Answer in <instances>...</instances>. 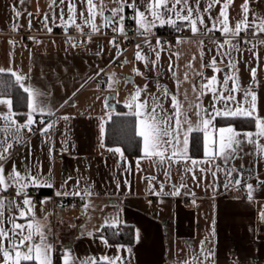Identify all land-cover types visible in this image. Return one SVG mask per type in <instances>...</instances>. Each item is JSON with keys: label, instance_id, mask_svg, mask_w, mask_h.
Instances as JSON below:
<instances>
[{"label": "crops", "instance_id": "crops-1", "mask_svg": "<svg viewBox=\"0 0 264 264\" xmlns=\"http://www.w3.org/2000/svg\"><path fill=\"white\" fill-rule=\"evenodd\" d=\"M94 2L99 3V0ZM103 2L107 9L104 15L110 16V10L118 6L116 0ZM242 2L234 0L229 9L230 22L233 18H239L237 14ZM68 3L69 0H65L64 4L56 0L54 5L52 0H23V3L21 0H0V68L26 76L25 85L44 93L40 99L46 106L44 114H34L32 131L21 129L22 142H13L9 138L12 147L8 158L3 161L5 174L15 166L21 175H25L27 169L32 175L39 173L51 183L52 187L30 186L27 192L33 188L41 191L37 200L30 197L35 205V219L46 226L48 242L53 248V264H63L65 255L69 256V264H84L89 259H95L97 264H106L101 257L116 256L121 258L116 264H177L190 254L199 253L201 242H204L205 248L214 251L212 264H264V229L259 219L264 205V159L255 154L253 145L244 143L237 158L227 162L217 158L215 165H219L220 170L206 163L198 164L190 172L185 170L184 162L173 165L169 179L164 175V167L141 159L142 140L137 155H128L122 146L108 144L106 140L108 124L113 115L120 112V105L126 104L137 86L143 88L147 85V92L156 95L163 87L173 94L177 93V82L168 68L170 60L181 81L178 99L184 104L189 119L195 121L196 109L194 106L189 108V103H196L192 82L199 84L201 78L194 73L202 71L204 77L216 76L222 80L230 72L226 67L227 59L216 56V47L211 43L213 40L222 43L225 37L214 36L221 35L219 31L207 36L191 32L192 35L179 37L183 43H177V40L172 43L169 38L160 36L155 28V36L149 39L155 46L156 37H159L163 50L153 68L149 62L155 60V52L145 43V37L136 31L135 21L132 19V24L128 23L129 16L133 15L132 9H124L125 33L134 31L142 39L137 44L141 45L139 51L147 57L146 61L135 60L137 44L125 52L129 38L122 34L115 37L114 33H120L113 32L111 27H101L98 33L92 35L90 42H86L90 31L86 26L84 32L78 30L83 34L81 36L55 33L57 28L64 32L76 28L73 25L65 31L64 22L60 19L61 9L64 19H68ZM75 3L76 22L83 26L79 13L85 9V5L81 0H75ZM219 7L217 5L213 9L214 14H218ZM13 9L21 13L18 18ZM250 9L256 13L264 12V0H250ZM249 19H252L251 12ZM96 23L102 25V18L97 16ZM205 23L210 26L207 17ZM13 24L18 26L17 29L31 28V38L34 39L30 44L16 33L17 30H13ZM48 28H51V32ZM69 37L75 45L80 40L84 44L71 47ZM113 39L115 46L109 44ZM201 40L205 42L203 46L199 43ZM260 40H264V33L252 39L251 44L240 43L241 51L233 52L232 56L239 61L237 66L241 85L247 86L251 82L248 69H257L259 85L255 91L258 115L264 118V45L259 44ZM252 44L256 45L254 51L258 59L248 51ZM201 48L205 63L216 56V68L222 71L201 67ZM122 57L127 59L126 63H122ZM189 62L191 68L186 67ZM134 69H139L142 74H136ZM185 72L188 73V81H184ZM112 92L115 93V107L106 103L107 96ZM185 93L188 100H184ZM236 97L237 100L242 99L239 93ZM0 98L12 100L10 96ZM145 98L146 94L142 93L140 99ZM210 102L211 93L202 97L203 106L209 112ZM162 103L165 111L171 113L170 97H163ZM11 110L17 123H26L28 107L23 113H17L14 105ZM48 110H51V115L47 114ZM7 111L6 106L0 105V115ZM38 121L43 124L35 128ZM53 122L55 125L48 133L40 131ZM4 123L0 119V128ZM226 124H232L241 133L256 131L254 124L251 127H238L235 122L218 120V126ZM192 135L189 156L197 160L206 159L204 152L200 156L193 155ZM3 137L4 134L0 133V138ZM115 148L122 150L123 157L110 151ZM58 150L64 151L63 159H57ZM188 167H192L190 162ZM209 168L211 170L201 171ZM232 169L235 171L229 175ZM236 180H240V184H236ZM181 182L187 187L180 189V195L166 194L173 191V185H180ZM248 184L253 185L252 199L248 197ZM232 187H238L239 193L236 196L226 195V191ZM57 192L65 197L80 198L84 208L68 205L64 219L54 220L53 195ZM75 192L80 194L72 195ZM0 196L20 205L17 196L7 192H0ZM44 200L47 202L41 204ZM85 205H88L87 209ZM12 213L18 214L15 208ZM8 214L6 211L5 215ZM117 216L123 221L119 229L104 226L106 219ZM17 223L26 221L17 220ZM117 231L119 234L114 235ZM136 232H139V239ZM104 240H107V244ZM129 248L130 252L127 250Z\"/></svg>", "mask_w": 264, "mask_h": 264}, {"label": "snow or ice", "instance_id": "snow-or-ice-1", "mask_svg": "<svg viewBox=\"0 0 264 264\" xmlns=\"http://www.w3.org/2000/svg\"><path fill=\"white\" fill-rule=\"evenodd\" d=\"M23 3V0H21ZM65 0H60V4H64ZM85 5V9L79 13V17L83 20L84 25L77 23V12L75 0H69L68 3V19H64V11L61 9L60 19L64 22L65 31L68 27L75 26L79 31L84 32V26L90 31L88 32V41H91L93 34L98 33L103 28L111 27L113 32L120 34L125 33L124 28V9L125 7L133 10L131 17L136 23V31L145 37V43L155 52V60L150 61V66L155 68L160 59V51L163 50L162 41L156 37L155 46L152 45V36H155L153 29L157 27L169 26L177 32L186 27L196 35L207 36L209 33L219 31L225 37L222 43L213 40L211 43L216 47V56L227 59L226 67L230 70L226 73L222 80H218L216 76L211 78L204 77L202 71H196L194 74L201 78V83L192 82V91L196 94V103L193 105L189 103V108L195 107V121L189 119L187 110L184 104L178 99V90L181 81L173 68V63L169 62V71L173 74V79L177 82V93H171L167 87L159 89V95L147 92V85L143 88L137 86L134 93L130 96L125 106L130 110L131 115L136 117L135 121V135L142 140L143 155L141 159H146L152 164L159 167H164V175L170 179V169L173 165L184 162L185 170L192 171L200 163L215 165L217 158L227 162L230 159L237 158V155L242 151V145L248 143L253 145L255 154L264 159V118L258 115V97L255 88L258 87L257 69L249 68L248 71L251 76V82L247 86L240 83L238 75L239 61L232 56L233 52H240L241 41L237 39L242 32L249 33L256 37L264 33V12L256 13L250 9V0H243L240 4V11L237 14L239 18H233L230 22L229 9L233 6L234 0H116L117 7L111 9V15L105 16L107 10L103 0L99 3L94 0H81ZM52 4H56V0H52ZM219 5L218 14L213 13ZM51 6V5H50ZM15 12L18 18L21 13ZM252 19H249V15ZM85 13H87L85 15ZM101 17L102 25H97L96 18ZM207 17L209 24L205 23ZM47 16H45V21ZM47 27V25H44ZM17 25L13 24V30H17ZM203 29V31H202ZM51 32V28L47 29ZM34 39V38H31ZM39 42V41H37ZM179 37L177 43H183ZM246 44H251V40H244ZM14 43V42H11ZM68 43L71 47H75L72 38H68ZM200 45H204L201 40ZM109 44L115 46V39L110 40ZM259 44L264 45V40H260ZM138 51L135 52L136 61H146L147 57L141 54V45L137 44ZM255 44L248 51L253 57L258 59V54L254 51ZM159 49V50H157ZM178 55V54H176ZM212 56L210 60L205 63L204 51L201 48L200 58L201 67H211L214 71H222L216 68L217 59ZM195 60V57H193ZM223 62V59L221 60ZM247 64V61H245ZM146 66H148L146 64ZM192 67L191 62L186 66ZM136 74L141 75L139 69H134ZM9 72L11 76L15 77V83L19 85L23 92L27 94V107L29 111L25 114L27 117L26 123H17L12 112L13 102L11 99L0 98V105L7 107L8 111L0 115L5 123L0 128V133L4 134L0 138V192H7L10 188L15 189L17 197H22L23 208L20 207L14 200L8 201L6 197L0 196V257H2V264H53L52 260V245L48 242L46 234V226L40 224L35 219L34 208L35 205L28 195L27 189L31 187H52L51 183L45 180L37 173L32 175L30 170H25V175L13 166L11 172L5 174L3 161L8 158L9 149L12 144L9 143V138L13 142H22L24 137L20 135L21 129H28L32 131V125L35 123L34 114H44L46 106L41 101V97L45 94L39 89L33 88L30 85H25L26 76L18 74L11 69L0 68V73ZM113 79V77H109ZM188 73H184V81H188ZM231 81V86L229 82ZM131 82V81H129ZM219 85V87H217ZM145 93L147 98L141 100V94ZM211 93V102L209 109L203 106L202 97ZM242 96L241 100H237L236 94ZM0 95H4L0 92ZM163 97H170V104L172 112L165 111L162 103ZM184 100H188L187 94L184 95ZM219 105V107H217ZM51 115V110H48ZM68 119V117H64ZM245 120L255 126V133L253 132H238L232 124L218 126V120ZM55 122L46 124L40 131L48 133L53 128ZM103 125H101V132L103 133ZM202 133L203 136V152L204 160L193 159L189 156L190 134ZM198 143L199 141H193ZM115 151L123 157V152L120 148L110 149ZM190 162L192 167H188ZM139 165V161H137ZM216 170H220L219 165H215ZM209 169H201V171H209ZM235 171L232 169L228 172ZM196 177L194 176L193 179ZM152 179H155L153 177ZM240 184V180L235 181ZM187 185L181 182L180 185H173V191L166 193L172 196L180 195V189L186 188ZM248 190V197L252 199L253 185H246ZM163 188V185H161ZM62 193L57 192L56 195ZM67 195L68 193H63ZM79 192L72 193V195H79ZM46 200L41 201L43 204ZM88 205H85L87 209ZM15 208L16 213L13 214L12 209ZM6 211L9 213L5 215ZM17 220H24L26 223H17ZM123 221L119 217L106 219L104 226L113 229H119ZM7 225V226H6ZM50 230V229H49ZM119 232H114L118 235ZM136 238L139 239V232H136ZM103 239V237H102ZM7 241V244H5ZM107 244V240H104ZM123 247V246H121ZM129 252L131 249H127ZM214 251L210 248L204 247V242H201L199 253H192L183 260L178 261L177 264H212ZM101 261L106 264H116L121 258L116 256L114 258L101 257ZM63 264H69V256L65 255ZM84 264H97L95 259H89Z\"/></svg>", "mask_w": 264, "mask_h": 264}, {"label": "trees", "instance_id": "trees-1", "mask_svg": "<svg viewBox=\"0 0 264 264\" xmlns=\"http://www.w3.org/2000/svg\"><path fill=\"white\" fill-rule=\"evenodd\" d=\"M132 19H128V23L132 24ZM175 29L164 26L157 27L156 31L161 33L172 32ZM0 92L4 95L10 96L13 100L14 109L17 113H23L27 108V94L23 89L15 83V77L11 76L9 72L0 73ZM119 113L113 115L108 124L106 140L108 144H117L122 146L125 153L128 155H137L140 153L141 139L135 135V121L136 117L129 114L130 110L125 105H120ZM235 122L238 127H251L253 124L245 120H220V122ZM199 141L195 143L193 141ZM202 135L201 133H193L192 135V151L194 156H200L202 151Z\"/></svg>", "mask_w": 264, "mask_h": 264}, {"label": "built area", "instance_id": "built-area-1", "mask_svg": "<svg viewBox=\"0 0 264 264\" xmlns=\"http://www.w3.org/2000/svg\"><path fill=\"white\" fill-rule=\"evenodd\" d=\"M133 15L129 16V19H132ZM55 33L58 34H69V35H76V36H81L83 35L82 33H80L78 31L77 28H70L69 31L64 32L61 28H57L54 31ZM16 33L18 35H21L24 37V40L27 44L31 43V36L33 35V32L31 30L30 27H19L16 31ZM115 37H119L121 36V34H117L114 33L113 34ZM123 36L129 38V44L128 47L126 49L125 52H127L129 49H131L134 45H136L138 42H140L142 39L140 37L137 36V34L134 31H131L130 33L124 35ZM192 35L191 30L189 28H182L181 31L177 32L176 30L172 31V32H168V33H161L160 36L162 37H166L169 38V40L173 43L177 40L178 37H183V36H189ZM214 36L216 37H221L222 35L220 34H215ZM259 36V35H258ZM256 36V37H258ZM256 37L251 36L250 32L249 33H244L242 32L240 34V37H238V39L241 41V44L245 45L246 43H244V40H252ZM84 44L83 40H80L76 43L77 46H81ZM127 59L125 57H122V63H126ZM102 79H104V77L102 76ZM43 124L42 121H38L35 128H39L41 125ZM65 157V153L63 150H58L57 151V159H63ZM239 188L238 187H232L230 189H228L226 191V195L228 196H236L239 193ZM7 193L9 195H14L15 194V189L14 188H10ZM29 196L33 197L35 200H37L40 195H41V191L39 188H33L29 193ZM68 198V202H66V199ZM19 203L21 206H23L22 204V197H17ZM68 205H71L74 208H79L82 209L84 208V203L80 198H75V197H65L62 195H53V218L56 221L59 220H63L65 213L67 212L68 209ZM259 219H260V223L263 226L264 229V205L263 208L260 210V215H259Z\"/></svg>", "mask_w": 264, "mask_h": 264}, {"label": "water", "instance_id": "water-1", "mask_svg": "<svg viewBox=\"0 0 264 264\" xmlns=\"http://www.w3.org/2000/svg\"><path fill=\"white\" fill-rule=\"evenodd\" d=\"M114 96H115V93L114 92L110 93L107 96V99H106L107 105H110L111 104L113 107H115Z\"/></svg>", "mask_w": 264, "mask_h": 264}]
</instances>
